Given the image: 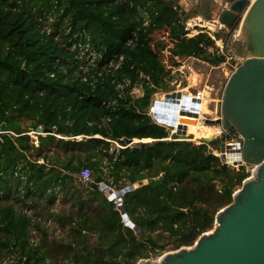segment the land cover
<instances>
[{"label":"trees","instance_id":"1","mask_svg":"<svg viewBox=\"0 0 264 264\" xmlns=\"http://www.w3.org/2000/svg\"><path fill=\"white\" fill-rule=\"evenodd\" d=\"M179 10L174 0H0V124L11 132L0 134V264H136L192 246L232 201L245 168L167 140L148 115L171 91L165 45L173 58L225 62L207 33H185ZM38 126L52 134L34 145ZM100 183L141 184L122 196L139 237Z\"/></svg>","mask_w":264,"mask_h":264},{"label":"water","instance_id":"2","mask_svg":"<svg viewBox=\"0 0 264 264\" xmlns=\"http://www.w3.org/2000/svg\"><path fill=\"white\" fill-rule=\"evenodd\" d=\"M223 1L228 8L217 15V21L225 26L239 22L236 38L229 43V50L243 60L221 85L216 104L217 119L204 120L205 125L219 126L221 135L202 138L199 145H209L223 152L224 141L232 133L241 142L240 160L234 165L250 166L253 171L233 193L232 201L216 213L212 229L202 233L192 246L151 255L136 264H264V0ZM180 21L178 17L177 22ZM236 43L240 44V55L233 48ZM188 94L184 90L173 91L163 94L162 100L153 102V118L166 123L163 127L172 141H193V136L186 134V125L197 123L199 100L189 98ZM178 101H181L179 108ZM177 116L184 118L178 123ZM1 133H11L4 123L0 124ZM33 133L52 134L41 126ZM123 142L125 146L134 143L143 146L150 140L124 139ZM151 181L147 179L141 184ZM141 184L119 191L104 183L92 185L109 201H114L122 222L137 237L141 232L124 212L122 196Z\"/></svg>","mask_w":264,"mask_h":264},{"label":"rangeland","instance_id":"3","mask_svg":"<svg viewBox=\"0 0 264 264\" xmlns=\"http://www.w3.org/2000/svg\"><path fill=\"white\" fill-rule=\"evenodd\" d=\"M179 6L180 13H183V19L186 16V20L184 21L185 30L188 28L187 23L191 22V20L196 22V20L199 18L200 21L209 22L212 23L211 25H214L215 28L213 30L211 25L205 26L203 23L199 22L200 27H195L193 29L190 28L188 30V34L193 33V31L196 32V34L203 32L208 33L209 37L214 41V47L217 50L218 53L225 55V62L221 64L220 66L214 67L209 66L207 63L194 58H177L172 57L170 54V51H167V47H165L158 52L160 58L163 61V64L167 70L170 71V76L172 77V80L169 82V87L171 88L170 92L178 91V90H184L188 91V97L193 98L192 95H195L196 92L202 91L199 95V117L204 116V119H214L216 120V104L218 102V94L221 88V85L226 78V76L231 73L236 65L238 66L243 58L238 57L229 50V43L233 41L235 38V33L238 31L239 28V22L235 24L234 31H230L229 29H219L217 25L213 21L217 19V15L222 11L228 8V4L224 2L223 0H174ZM191 17V18H190ZM205 17H209V20H205ZM208 27V28H207ZM210 28V29H209ZM158 33L165 34L167 36V33L163 30L157 31ZM187 35V34H186ZM190 38V37H189ZM177 64V65H175ZM197 75V82L194 84H191V75ZM175 82L174 84H172ZM172 84V85H171ZM135 96H140L141 93L139 90H134ZM169 93V92H168ZM163 94L165 93H157L152 98V103L155 100H162ZM205 96L204 103L207 108V111H203L201 109V102H202V96ZM186 107H189L185 105ZM180 107V105H179ZM178 107V108H179ZM204 119L202 121H199V124H204ZM190 125V124H189ZM208 126V125H207ZM210 128H218L216 125L208 126ZM218 130V129H217ZM218 134V131L213 135L215 137ZM31 142L34 145H37V138L33 132L29 133ZM59 138V137H58ZM200 142V140H194L191 143L196 145ZM117 147V145H115ZM238 190V189H237ZM55 212H59L63 206L60 202L56 201L55 206L53 207ZM34 214V213H31ZM47 225V223H46ZM48 226L50 230H53V223H48ZM170 252V251H167Z\"/></svg>","mask_w":264,"mask_h":264},{"label":"built area","instance_id":"4","mask_svg":"<svg viewBox=\"0 0 264 264\" xmlns=\"http://www.w3.org/2000/svg\"><path fill=\"white\" fill-rule=\"evenodd\" d=\"M247 1L248 2H251L252 0H247ZM186 19L187 18L185 16V20ZM214 23L217 25V27L219 29L223 28V29H229L230 31H234V27L233 26L235 24H237L238 22H236L233 26H225V25H222V24L218 23V21L216 19V20L213 21V24ZM187 25H188V28H186V30L184 29L185 30V33H187L188 30H190V28L193 29L195 27H200L201 26V25H199V21L194 22V20L193 21L191 20V22H188ZM200 33H203V32H200ZM236 35H237V32L235 33L234 38H236ZM87 50H88V48L85 49V51H87ZM80 56H82V53H80ZM90 56H93V53L92 52H90L88 54V57H90ZM88 57H86V58H88ZM174 83L175 82H173L172 84H174ZM136 90H138V89H136ZM201 92L202 91L196 92L195 95H192L193 98L199 99V95L201 94ZM153 113H154V110H153V104H152L150 106L149 110H148V115H150L152 117V119L157 124H159V122H157L153 118ZM203 119H204V116H202V117L199 118V111H198V119L196 120V122L199 123V121H202ZM204 120H206V119H204ZM209 120H212V119H209ZM213 121H214V119H213ZM161 126H164V125H161ZM217 127L218 128H216V129H218V134L215 137H219L221 135V132H222L220 130V127L219 126H217ZM167 140H171L169 136H168ZM199 144H200V142L198 144H196V145H199ZM206 146L208 148V152L210 154H212L213 156L217 157L220 160L221 164H224V165H226L229 168H238V167H236L234 165V163L240 160V155H241V142H240V139L236 135H234L232 133L229 134V137L224 141V147H223L224 150H223V152H221L219 148H212L209 145H206ZM222 157L224 159L223 161H221V158ZM243 167L245 168V171L248 173V177L251 176L252 171H253V167H250V166H243ZM79 177H80V180L83 183H87L88 180H89V171L87 169L81 170L80 173H79Z\"/></svg>","mask_w":264,"mask_h":264},{"label":"bare ground","instance_id":"5","mask_svg":"<svg viewBox=\"0 0 264 264\" xmlns=\"http://www.w3.org/2000/svg\"><path fill=\"white\" fill-rule=\"evenodd\" d=\"M201 19H197L196 21H199L201 23H203L205 26H209L211 25L212 23H206V22H203V21H200ZM212 29L215 28L214 25H211ZM193 33H195L196 35V32L193 31ZM188 34V33H187ZM189 36H192L193 34L189 33L188 34ZM197 82V75H191V84H194ZM185 90V89H184ZM204 98L205 96L203 95L202 96V102H201V109L203 111H207V108L205 106V103H204ZM200 100V99H199ZM200 103V102H199ZM179 105H181V101H178L177 103V107H179ZM200 108V107H199ZM200 112V111H199ZM184 117L182 116H177V122L179 123V120L180 119H183ZM200 118V117H199ZM160 125H164L166 126V123H163V122H159ZM186 134H191L193 136V141L194 140H200L202 138H213V135L218 131L217 129L215 128H210L208 127L207 125H202V124H199L198 122L195 123V124H188L186 125Z\"/></svg>","mask_w":264,"mask_h":264},{"label":"crops","instance_id":"6","mask_svg":"<svg viewBox=\"0 0 264 264\" xmlns=\"http://www.w3.org/2000/svg\"><path fill=\"white\" fill-rule=\"evenodd\" d=\"M202 91H205L206 93H207V91L204 89V90H202ZM207 95H208V93H207Z\"/></svg>","mask_w":264,"mask_h":264}]
</instances>
